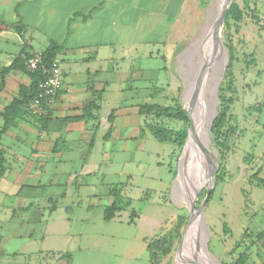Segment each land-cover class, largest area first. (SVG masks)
I'll return each mask as SVG.
<instances>
[{
  "label": "rangeland",
  "instance_id": "374dc122",
  "mask_svg": "<svg viewBox=\"0 0 264 264\" xmlns=\"http://www.w3.org/2000/svg\"><path fill=\"white\" fill-rule=\"evenodd\" d=\"M232 2L242 8L244 17L237 25L230 21L227 29L223 21L219 36L226 58L227 40L234 49L232 74L236 99L230 105L228 121L233 133L221 159L211 128L208 130L216 102L209 88L206 98L211 100L210 113L204 126L215 171L210 175L213 193L208 196L201 223L206 249L219 264H230L242 251L249 255L248 264H264V236L258 238L261 230L264 233V185L260 183L264 180V31H256L252 14L260 13L254 2ZM220 8L215 0L184 1L175 21L169 18L167 24L157 25L151 34L152 38H161V42L156 44L152 40L148 44L151 57H145L141 65L151 69L150 80L129 82L134 87H144L141 94L150 95V103L171 107L173 115L177 104L180 105L189 120L187 132L191 121L185 96L199 59L196 46L206 37L207 28L216 22ZM223 64L218 72V78L222 79L217 93L224 81ZM126 94L129 96L123 100L141 101L136 91ZM162 120L173 129L184 124L166 117ZM144 130L148 140L142 153L135 151L128 156L131 160L126 161L123 155H115L112 167L101 168L100 176L96 177L98 192L107 184L123 185V199L131 201L125 211L106 221L97 208H77L75 203L66 226L67 242L60 240L66 247L58 251L51 248L55 246L53 233L44 235L41 223L28 222L31 210H23L13 219L16 222L5 219L0 222V264H65L66 254L72 256L71 264H151L148 241L172 233L179 217L184 216L179 238H174L170 252L157 260V264H177L181 233L190 217V203L175 188L184 147L160 143L146 127ZM221 164L222 180H216ZM196 192L195 209L205 197V184ZM131 209L135 214L129 222ZM62 228L59 225L53 232ZM238 241L240 244L236 245Z\"/></svg>",
  "mask_w": 264,
  "mask_h": 264
},
{
  "label": "crops",
  "instance_id": "0c3cea01",
  "mask_svg": "<svg viewBox=\"0 0 264 264\" xmlns=\"http://www.w3.org/2000/svg\"><path fill=\"white\" fill-rule=\"evenodd\" d=\"M184 1L0 0V112L31 83L22 58L43 51L50 41L58 44L55 57L63 78L48 117L18 110L0 131V222H16L18 213L31 210L28 222L41 223L44 235L53 233L51 248L60 251L66 247L60 240L67 242L75 203L102 214L114 200L112 188L124 196L123 185L112 183L98 192L96 177L101 168L112 167L115 155L126 161L135 151H144L148 139L139 106L150 103V95L129 82L150 80L151 69L141 65L151 57L148 44L161 42L151 34L169 18L175 21ZM250 1L260 13L255 15L256 31L262 32L264 0ZM126 91H136L141 101L123 100L129 96ZM97 93L98 108L90 112L98 119L84 120L83 112ZM3 125L0 115V130ZM59 225L63 228L53 232Z\"/></svg>",
  "mask_w": 264,
  "mask_h": 264
},
{
  "label": "trees",
  "instance_id": "16d2710c",
  "mask_svg": "<svg viewBox=\"0 0 264 264\" xmlns=\"http://www.w3.org/2000/svg\"><path fill=\"white\" fill-rule=\"evenodd\" d=\"M247 2L249 0H246ZM244 17L242 8L236 3L232 2L228 9L225 12V27L226 29L229 28L230 21H233L235 25L239 21H241ZM252 18L255 20V14H252ZM225 47L228 52V64L224 73V81L218 88V105H217V113L214 117L211 125V134L215 148L219 152L220 158H223V151L228 148L227 140L231 133H233V128L228 125V121L230 119L229 115V108L230 105L236 99V91L233 84V61L235 59L234 56V49L229 40L225 43ZM58 49V44L54 41H50L48 46L40 52L41 54V61L38 68L34 71H29L25 65L24 61L30 57L33 53L26 55L22 58V67L30 74L31 76V83L29 87L22 88L20 90V98L14 99L7 107L4 108L0 115L4 118V125L0 131L5 130L8 125L12 122V118L16 115V113L20 110L28 115L35 117V118H44L48 117L50 114V102L48 97L47 99L42 100L43 107L45 108V114L41 115H34L28 109V104L36 97L38 94V81L44 77L43 68L48 67L51 64V61L55 58L56 51ZM3 73V72H2ZM0 86L3 84V75L1 74L0 77ZM57 94V93H56ZM55 94V95H56ZM54 95V96H55ZM100 98V93L89 102L83 112L82 118L85 119H98L97 116L91 114V109L98 108V99ZM51 101V99H50ZM258 111L259 108H256ZM139 114L144 115L145 121L144 126L148 129L152 137L160 143H169L174 148H182L187 137V127L189 124V120L187 117L186 112L181 108L180 105L177 104L176 106V113L172 114L171 107H163L155 103H145L139 106ZM170 118L176 119L179 121H183L182 128L173 129L172 127L168 126L162 118ZM109 122L113 120V114L109 115L108 118ZM109 131V130H108ZM4 171L3 166V154L0 152V175ZM224 172L223 164L220 165L218 168V173L216 174V180H222V173ZM264 185V180L260 182ZM213 193V190L210 194ZM110 194L113 196L114 200L109 205L103 208L102 217L104 220L109 221L111 220L117 212L126 210L130 204V199H123L120 194V190L116 188H112ZM209 194V195H210ZM125 201V202H124ZM135 212L131 209V213L129 214L130 222L133 219ZM184 222V216H180L178 222L175 225V228L172 233L163 235L160 238H155L148 241L146 248L150 255V262L151 264H157L158 257L160 255H166L170 252L171 247L173 245L174 238H179L180 236V226ZM264 236L263 231L259 233L258 238ZM240 242H236V245H239ZM67 263L69 264L70 255L66 254ZM249 255L246 251H242L238 254V256L231 262L230 264H248Z\"/></svg>",
  "mask_w": 264,
  "mask_h": 264
},
{
  "label": "bare ground",
  "instance_id": "6f19581e",
  "mask_svg": "<svg viewBox=\"0 0 264 264\" xmlns=\"http://www.w3.org/2000/svg\"><path fill=\"white\" fill-rule=\"evenodd\" d=\"M215 1L220 7L225 2V0ZM219 30L220 25L213 22L205 32L206 37L196 46L199 59L196 63L194 77H192L194 79L191 78L190 89L185 96L193 127L189 131L188 140L180 157L175 188L190 204L194 202L198 188L207 184L212 169V158L208 153V137L204 123L210 113L211 104V100L208 101L206 98V92L210 88L214 95L218 72L225 60ZM205 242L207 243L200 215L195 212L182 236L178 248L177 264H187L186 262L189 264H219L206 249L208 246Z\"/></svg>",
  "mask_w": 264,
  "mask_h": 264
},
{
  "label": "built area",
  "instance_id": "2783aa9c",
  "mask_svg": "<svg viewBox=\"0 0 264 264\" xmlns=\"http://www.w3.org/2000/svg\"><path fill=\"white\" fill-rule=\"evenodd\" d=\"M40 61V52H35L24 61V65L29 71H34L38 68ZM43 73L44 77L38 81V94L27 107V109L34 115L45 114L46 110L43 107L42 100L47 99L48 97L52 99L63 83L57 57L51 61V64L48 67L43 68ZM50 99L49 102H51Z\"/></svg>",
  "mask_w": 264,
  "mask_h": 264
},
{
  "label": "water",
  "instance_id": "95a60500",
  "mask_svg": "<svg viewBox=\"0 0 264 264\" xmlns=\"http://www.w3.org/2000/svg\"><path fill=\"white\" fill-rule=\"evenodd\" d=\"M231 1L232 0H225L224 4L221 6L220 8V12H219V15L217 17V20H216V24L218 25H222L223 24V21H224V18H225V12L226 10L228 9V7L230 6L231 4ZM221 41V40H220ZM221 43V42H220ZM222 46V45H221ZM227 64H228V58H226V54H225V61H224V64H223V69H222V75L225 73V70H226V67H227ZM222 79V77H219L218 80L215 82V85H214V98L216 99V102L214 104V108H213V111H212V117L211 119L209 120V126H208V130L210 131V128H211V125H212V121L214 119V117L216 116V113H217V110H216V106L218 105V97H217V86L219 85V82L220 80ZM189 113V111H188ZM189 118H190V127H189V130L187 132V137L185 139V142H184V145L183 147H185L186 145V142L188 140V137H189V131L191 130V128L193 127V123H192V120H191V116H190V113H189ZM214 158L212 159V169H211V172H210V175L215 171V167H214ZM210 175H209V178H208V182L207 184H205V187H206V194H205V197L203 199V201L201 202L199 208L195 209L194 208V202H192L190 205H189V210H190V217H189V220L185 226V228L183 229L182 233H181V236L184 235L186 229H187V226L189 224V221L193 215V213L195 212H198L199 215H200V220L202 219L203 217V213H204V207H205V204H206V201L208 199V196L213 188V183L211 182V179H210Z\"/></svg>",
  "mask_w": 264,
  "mask_h": 264
}]
</instances>
